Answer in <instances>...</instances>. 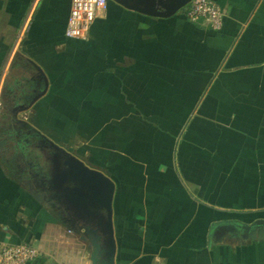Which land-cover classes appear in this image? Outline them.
<instances>
[{"label":"crops","instance_id":"obj_1","mask_svg":"<svg viewBox=\"0 0 264 264\" xmlns=\"http://www.w3.org/2000/svg\"><path fill=\"white\" fill-rule=\"evenodd\" d=\"M213 1L218 32L186 9L157 18L109 0L77 40L71 0H0V97L28 136L113 180L115 264H264V235L243 237L264 220V0ZM13 150L0 148V259L32 244V264H91L87 226L25 184Z\"/></svg>","mask_w":264,"mask_h":264},{"label":"water","instance_id":"obj_2","mask_svg":"<svg viewBox=\"0 0 264 264\" xmlns=\"http://www.w3.org/2000/svg\"><path fill=\"white\" fill-rule=\"evenodd\" d=\"M126 9L157 17L169 18L187 7L191 0H111ZM186 9V8H185ZM47 87V79L45 78ZM51 146L66 155L65 169L62 171L60 188L64 191L65 201L82 217L96 218L97 227L102 234L92 232L87 226L85 240L91 244V264H115L116 242L113 229V199L115 183L105 173L86 165L81 159L66 152L53 142ZM37 200L41 194L33 192ZM91 221V220H90ZM244 238L252 239L264 235V220L245 226ZM106 241L104 242V239Z\"/></svg>","mask_w":264,"mask_h":264},{"label":"rangeland","instance_id":"obj_3","mask_svg":"<svg viewBox=\"0 0 264 264\" xmlns=\"http://www.w3.org/2000/svg\"><path fill=\"white\" fill-rule=\"evenodd\" d=\"M186 8V7H185ZM182 9L180 11L185 10ZM23 35V31L19 34V36ZM22 38V37H21ZM21 69L33 70V67L26 62L21 64ZM34 71H30L33 73ZM30 78H25L24 83H28ZM31 81V80H30ZM20 86V84H18ZM22 88V87H21ZM12 91L15 89H11ZM39 93L33 94L32 92L29 94L30 98H34ZM12 94H2L0 97V148L5 152V154L14 153L15 145H17V149L21 152L23 151L26 156L24 159V182L27 185H33L39 187L43 191H45L50 199L53 201L61 200L62 203L66 202L63 197L62 190L56 189L58 186L53 182L54 177V165H53V157L54 154L60 153L55 150L50 142L47 144V139L44 137H38L35 133L31 132L29 136L27 135V127L25 125H21L17 123L18 118H16V113L18 111L14 110L15 107ZM29 96L26 100H29ZM20 118V117H19ZM4 139V140H1ZM2 142L6 143L2 146ZM57 145V144H56ZM59 146V145H58ZM60 147V146H59ZM61 148V147H60ZM63 149V148H62ZM12 150V151H11ZM63 155L62 153H60ZM32 156L33 160L27 158V156ZM58 155V154H57ZM73 155V154H72ZM38 156V157H35ZM66 157V155H64ZM63 156V159H64ZM75 156V155H74ZM67 159V157H66ZM18 166V165H17ZM65 166V165H64ZM53 184V185H52ZM64 204V203H63ZM64 204L63 208L66 209V212L71 213L72 217H75V224L77 230L81 227L90 226L92 232H96L97 234H102V232L97 227V221H90L84 219L78 212H76L73 207H70ZM85 220V221H84ZM104 242L106 238H103ZM91 263V262H90Z\"/></svg>","mask_w":264,"mask_h":264},{"label":"built area","instance_id":"obj_4","mask_svg":"<svg viewBox=\"0 0 264 264\" xmlns=\"http://www.w3.org/2000/svg\"><path fill=\"white\" fill-rule=\"evenodd\" d=\"M109 0H71L66 35L70 39L85 40L96 19L97 12L105 10ZM190 22L203 25L212 31H221L224 25L222 9L213 0H191L186 7ZM41 256L32 244H7L2 250L0 264H32Z\"/></svg>","mask_w":264,"mask_h":264},{"label":"flooded vegetation","instance_id":"obj_5","mask_svg":"<svg viewBox=\"0 0 264 264\" xmlns=\"http://www.w3.org/2000/svg\"><path fill=\"white\" fill-rule=\"evenodd\" d=\"M58 154V155H57ZM63 156L64 155H61L60 153H56L54 154L53 156V165H54V177H53V182L56 183L58 186V188L56 189H59L60 188V181L63 179L62 178V171L64 170L63 169V165H62V159H63ZM65 157V156H64ZM65 160V158H64ZM65 164V163H64ZM53 185V184H52ZM59 190H62V193H63V196H64V191L63 189H59Z\"/></svg>","mask_w":264,"mask_h":264}]
</instances>
